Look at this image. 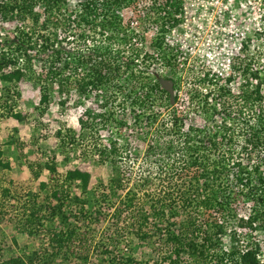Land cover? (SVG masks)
<instances>
[{"label":"trees","instance_id":"trees-1","mask_svg":"<svg viewBox=\"0 0 264 264\" xmlns=\"http://www.w3.org/2000/svg\"><path fill=\"white\" fill-rule=\"evenodd\" d=\"M148 1L152 5L149 22L158 27V32L149 40L143 35L139 38L140 45L135 46L133 33L122 25L123 9L134 0H76L79 10L75 13L69 11L68 0H0V19L9 22L14 18L19 23L14 27L12 39L0 43V116L17 121L25 119V114L16 110V101L21 96L18 84L23 79L39 84V114L48 108L55 85L59 93L73 87L78 101L93 93L102 111L83 110L78 117L79 129L96 132L104 126L112 129L102 143H99L102 139L98 134L90 144L92 156H96L95 163L108 164L117 172L109 180V185L99 191L90 186L88 170L74 167L59 174L53 157L42 165L36 163L34 167L37 168H32L34 177H38L42 169L50 173L47 181L39 182V188L47 189L48 196L34 194L24 205L26 208L28 204L30 210L23 217L24 229L33 233L45 226V219L58 220L67 228H44L53 250L23 252L1 260L0 264H59L55 263V254L76 233L75 225L69 227V210L66 208L73 206L74 212L78 209L87 216L99 214L102 200L105 202L109 195L118 197L119 190L124 188L123 162L127 164L129 147L127 143L119 142L124 138L121 128L130 126L124 118V109L130 107L134 110L133 120L144 117V124L151 127L159 112H153L150 104L154 105L163 93L169 104V93L160 84L161 76H152L143 69L147 70L154 62L166 68L175 66L172 60L176 52L166 45L162 34L167 22H176L180 0ZM75 38L86 46L71 49L68 43ZM112 43L119 47L114 48ZM72 54L76 55L75 61L71 59ZM140 54L143 56L138 61ZM256 62L250 53L243 67H238L244 80L239 86V99L255 116L245 119L242 109L233 116L237 125L247 127V136L240 143L243 151H236L237 156L246 154L247 160L236 156L232 160L231 156V145L235 144L236 136L231 134L233 128L228 125L230 108L225 106V99L231 95L227 84L230 79L224 84L215 83V87L205 93H191L193 108L189 113L181 118L175 113L170 115L167 134L175 139L160 141L155 138L147 145L146 157L155 162L153 168L158 175L163 174L168 179L161 192L150 197L151 211L147 212L142 205L134 207L129 197L122 208L113 212L117 218L126 210L135 212L132 224L139 227L136 235L140 239L150 237L149 231L143 227L149 224L150 216L152 221L154 218L155 228L164 232L168 243L174 244L170 255L164 257L168 258V264H264L258 257V245L252 241L242 245V236L236 231L238 226L245 227L251 236L256 228L264 227V93ZM163 77L173 80L169 75ZM116 101L117 105L114 104ZM65 102L61 95L58 106ZM118 108L122 110L118 111ZM201 117L207 124L195 122ZM214 118H219V122ZM183 119L195 121L182 130ZM115 127L117 131H114ZM74 135L67 137L60 128L57 130L62 150L64 143H75ZM80 137L84 139L85 136ZM12 143L7 140L3 144ZM5 154L6 149L0 145V168L4 170L11 168ZM146 182L147 179L143 180V185ZM73 187L80 192L72 193ZM10 193L9 187L2 188L4 196ZM244 203L251 204L250 212L245 216L238 215L237 210ZM236 223L238 226L235 227ZM245 238L249 240L247 236ZM181 253L186 257L184 262ZM125 261L127 264L137 263L130 256ZM109 264H118L117 259H109Z\"/></svg>","mask_w":264,"mask_h":264},{"label":"rangeland","instance_id":"rangeland-1","mask_svg":"<svg viewBox=\"0 0 264 264\" xmlns=\"http://www.w3.org/2000/svg\"><path fill=\"white\" fill-rule=\"evenodd\" d=\"M250 1V3L247 1L241 3L243 0H234L232 6L239 8L240 4L246 3L248 5L244 8V12H239V15H243L240 17L241 22H239V25H247L245 28L247 35L252 38L253 45L252 48H247L246 56L252 53L256 58V67L262 79L261 89L264 93V0ZM157 2H161V0H157ZM188 2L189 5L185 0L187 14L180 19V22H183V24H178L177 32L182 34L180 39L184 40L185 43H194L197 40L195 39L196 30H200V34H202L199 36L198 40L206 38L207 33H205V31L208 28V23L200 16L199 10H201L202 7H198L199 10L194 9L190 6L193 0H189ZM207 5H211V2ZM67 7L72 13H75L74 11L78 12L79 10L76 0H68ZM151 8V2L148 0H134L129 7H124L123 12L124 15L127 16V19L135 21V27L133 29L135 30L136 28L135 31L141 33L142 29L148 26L144 21V12L146 11L149 15V12L152 10ZM247 14L248 19L245 17ZM18 24L19 23L14 21V18H11L9 22L0 19V43H3L4 39H12L13 33L15 32L14 27ZM122 25L124 26V23H122ZM149 28L151 27L149 26ZM144 30L146 31L148 29H143V31ZM144 33L145 32H143V34ZM150 33H153L151 29L149 32L146 31L144 35L148 36ZM106 35L107 33H105V36ZM135 35L137 34H134L137 40L134 41L133 39V43H135V46H138L140 45V41L138 40V36ZM86 43L88 44L90 42ZM68 45L71 49L78 48L79 45L82 49L86 46L84 42L81 44V40H77L76 38L70 40ZM89 45L90 44H88V46ZM112 45L114 48L119 47L116 43L115 45L112 43ZM125 53H128V51H125ZM75 58L76 55L72 54L71 59L75 61ZM36 60V62H38V59ZM150 61L153 62V60ZM152 66L153 70H148ZM150 67H147V70L144 68L143 71L153 73L154 75V71L157 70V72H161L164 75L172 76L177 93L179 90L181 93H186V96H190L191 93L197 91L204 92V89H208V85L210 84L207 85V81L202 82L197 79L199 71L195 70L193 66L182 68L181 71H177V74L173 73L176 71L174 67L164 68L159 64H151ZM173 74L175 75L173 76ZM233 80L234 89L231 91L229 98L225 99V106L229 107V112H231V119L228 120V125L233 128L231 134L236 136L235 144L233 142L231 145V156H233L232 160L236 157H240L243 161H246L247 155L240 154L237 156L236 151H243L240 148L242 147L240 143L247 136V127L245 124L237 125L236 122L233 121V116L235 113H238L240 109L244 110L245 119H253L255 113L253 112L254 114H252L247 106L245 107L241 104L239 99L238 86L244 83L242 78L240 77L239 79L236 75ZM18 88L21 96L16 101V110L22 111L25 114V119L23 121H17L12 117L0 116V145L6 149L5 159H8L11 164L10 169L4 170L0 168V261L27 251H39V253H44L46 248L47 252L53 250L51 244H48L49 234L44 228L47 227L54 230H64L67 228V226L60 223L58 220L53 221L45 219V226L41 229L37 228L33 233H29L24 229L23 217L27 213L29 214L30 211L28 204L26 208H24V205H26L28 200L33 198L34 194L39 195V197L48 196V190L40 189L39 182L47 181L50 177V173L46 169H42L40 175L34 177L32 168H35L34 166L36 163H41L42 165L44 161L53 157L59 174H63L67 169H72L74 167L88 170L91 174L90 186L99 191L103 190L105 186H108L109 180L117 175L115 167L113 168L108 164L95 163L96 156H92L93 148L90 144L91 139H93L94 143V139L98 137V134L101 135L100 139H102L99 140V143H102L103 140L108 137L112 129H108L107 126L100 127L99 132L91 129H79L78 117L83 110L92 109L95 112L99 110L102 111V109L98 107L100 102H96L93 93L90 97H81L80 101H78L73 87L69 89L66 88V90L64 89L62 92L64 93L63 96L62 93L57 91L58 87L55 85L51 90L52 96L48 101V108L44 110L42 114H39L37 110L40 109V106H38L40 104L39 84H32V82L27 79H23L18 84ZM61 95L62 99L64 98L66 102L63 106H58ZM163 95L165 96L166 94L163 93ZM163 95H161L162 102H157L154 105L152 103L150 104L153 112H159L158 119L155 120L151 127L144 124V117L142 119L138 118L133 120L134 110H131L130 107L124 112L126 123L130 125L129 128L128 126L121 128V131L124 132L121 133V135L123 134L124 138L119 142V144L127 143L129 147L128 151H126L128 152L127 164L123 162V169H125V171H123V176L125 175L124 177H126V180L123 182L124 188L119 190L120 195L118 197L109 195L105 202L102 200V208L99 214L87 216V214L83 212H78V209H76L75 213L72 208L73 206H71V208H69L70 206L66 208V211L69 210V212H67L70 217L69 227L75 225L76 233L71 236L66 243H63L62 248L57 251L54 256L55 263L109 264V259L111 261V258L115 257L118 264H127L125 258L130 256L137 261L136 264H168V258L166 259L164 257L170 255L174 244L168 243L164 232L158 231L155 228L156 226L153 225V221H155L154 218L152 221L150 216L149 224L143 227V230L149 231L150 237L140 239L136 235L139 227L132 224L136 216L134 214L135 212L132 211L133 213H129V210H126L120 218H117L113 214L115 209L117 210L123 207L125 200L127 201L129 197H131L134 207L142 205L147 212H150V197H156V194L160 193L161 189L167 183L168 179L166 176L163 174L158 175L157 171L153 168L155 162L151 160V157H146L147 153L145 149L155 138H159L160 141L175 139V136L167 134L171 124L170 115H173V113L177 115L178 108L180 110L184 109L186 113H189L193 108V103H185L184 100H178L177 102L180 103V107L178 106L177 108V106L167 104L166 96L164 97ZM255 108L256 107L252 109ZM178 116L183 117V114ZM214 119L219 122V118ZM193 121H195V119L183 120L184 124L182 125V130H186L189 123ZM195 122L200 125L207 124L203 117L199 120L196 119ZM59 128L63 135H67L68 137V135L75 134L74 137L76 138L73 145L64 143L65 147H62L63 150L59 145V137L56 136V132ZM114 131H117L116 127ZM93 134L95 136H93ZM78 135L79 137L77 138ZM82 135L85 136L84 139L80 137ZM7 140H11L13 143L4 145L3 143ZM104 142L106 143L107 141ZM223 148L225 149L224 146L222 149ZM52 150H54V153ZM227 155H230V153ZM249 162H251V159H249ZM31 165H33V167H31ZM145 179H147V182L143 185V180ZM3 187H9L11 193L4 196L2 194ZM71 192L77 194L80 190L73 187ZM12 193L15 194L16 197L13 196ZM250 209L251 204L244 203V205L237 210V213L238 215L245 216L250 212ZM234 225L236 227L238 223ZM177 226L178 224L174 226V229H176ZM236 231L242 236V245H245L247 241H252L253 244L258 245V257L260 261L264 262V227L256 228L251 232V236L248 232V228L238 226ZM246 236L249 240L245 238ZM180 255L181 260L184 262L186 258L184 257L185 254L181 253Z\"/></svg>","mask_w":264,"mask_h":264},{"label":"built area","instance_id":"built-area-1","mask_svg":"<svg viewBox=\"0 0 264 264\" xmlns=\"http://www.w3.org/2000/svg\"><path fill=\"white\" fill-rule=\"evenodd\" d=\"M186 1L189 5V0ZM246 1L248 3L251 2L250 0H243V2L241 3H244ZM209 2H211V5H207ZM233 2L234 0H193L192 4L190 5L192 6V8L198 9V7H202L201 10H198L200 12V16L204 18L208 23V28L205 31L207 35L205 39L198 40L199 36H201L202 34H200V30H196L195 39L197 40L194 43H185L184 40L180 39L182 34H180V32H177L178 24H183V22H180V19L182 18V16H185L187 14V6L185 5V0H182L180 5V12L175 15L176 22L174 20H172L171 22H167L165 25L166 31H164V33L162 34L166 45L169 48L174 49L176 52V54L174 55V59L172 60L175 63V73L177 74V71H181L182 68L193 66L195 70L199 71L197 79L202 82L207 81V85L210 83L208 85V89H204V93L208 90H212L215 87V83L218 85L224 84L228 79L230 80L227 84L231 88V91H233V78L236 75L239 79L240 77L242 78L241 72L238 67H243L244 61L247 57V48H252L253 45L252 38L247 35V31L245 29L247 25H239V22H241L240 17L243 16L239 15V12H244V8H246L248 5L246 3L240 4L239 8H236L232 6ZM146 13L147 12L145 11L143 16L144 21L148 26L144 27L143 29H148L146 30L147 32H149L150 29L153 31V33H150V35L148 36L144 35L146 31H143V29L141 33L135 31L136 28L135 30L133 29L135 27V21L127 19V16L122 13L124 15L123 23L125 25V30L129 33H133V35L137 34L135 36H138V40L143 35L145 37V40H149L158 32V27L155 24L153 25L151 22H149L150 15H147ZM245 17L248 19V14ZM126 22H128V25H126ZM149 26L151 28H149ZM143 32L145 33L143 34ZM135 40H137L136 37H134V41ZM142 56L143 55L140 54V58L138 61H141ZM154 64H157V62H154ZM148 70H153V66ZM150 74L153 75V73ZM154 76L162 77L164 76V74L155 70ZM171 81L173 87V102H171V96L169 94V105L177 106L178 108V106L180 107V103L177 102L178 100H184L185 103L191 102L189 101L190 96H186V93H181L179 90L177 93L174 80ZM239 92L240 90H238V93ZM158 98L159 100H157L156 103L162 102V98L160 96H158ZM116 103L117 101L114 104ZM110 105H113V103H111ZM121 110V108H118V111ZM126 110H128V106H126L124 112ZM180 111H182L183 113ZM182 114L184 116L186 114V111H184V109L180 110L178 108L177 116H181ZM183 120L185 121V119Z\"/></svg>","mask_w":264,"mask_h":264},{"label":"water","instance_id":"water-1","mask_svg":"<svg viewBox=\"0 0 264 264\" xmlns=\"http://www.w3.org/2000/svg\"><path fill=\"white\" fill-rule=\"evenodd\" d=\"M160 84L161 86L168 91V93L170 94L171 96V102H173V98H172V92H173V87H172V81L169 80V79H160Z\"/></svg>","mask_w":264,"mask_h":264},{"label":"flooded vegetation","instance_id":"flooded-vegetation-1","mask_svg":"<svg viewBox=\"0 0 264 264\" xmlns=\"http://www.w3.org/2000/svg\"><path fill=\"white\" fill-rule=\"evenodd\" d=\"M160 79H162L163 78V76L162 77H159Z\"/></svg>","mask_w":264,"mask_h":264}]
</instances>
